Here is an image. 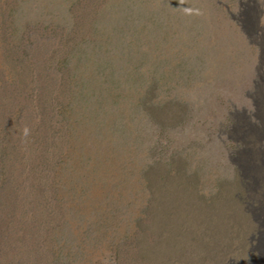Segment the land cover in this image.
I'll return each mask as SVG.
<instances>
[{
  "label": "rangeland",
  "instance_id": "374dc122",
  "mask_svg": "<svg viewBox=\"0 0 264 264\" xmlns=\"http://www.w3.org/2000/svg\"><path fill=\"white\" fill-rule=\"evenodd\" d=\"M261 236L264 0H0V264H264Z\"/></svg>",
  "mask_w": 264,
  "mask_h": 264
},
{
  "label": "bare ground",
  "instance_id": "6f19581e",
  "mask_svg": "<svg viewBox=\"0 0 264 264\" xmlns=\"http://www.w3.org/2000/svg\"><path fill=\"white\" fill-rule=\"evenodd\" d=\"M15 207H13L12 210H10V214H12L13 218H14V223H15V226L16 227H22L24 229V232H23V236L26 238V241L28 242V244L30 245V247L34 248L35 247V244H36V240H35V237L33 235L30 234V231L32 229V226L31 224L28 222V223H24L22 222L21 220V212L16 210V213H15ZM9 212V211H8ZM6 216V215H5ZM6 222H3L2 223V227H1V231L2 233L4 234V231H6L9 226H10V222L11 220L7 218L6 216ZM3 221V220H2ZM16 231V230H14ZM19 231V230H18ZM16 234V233H15ZM15 235H13V229L8 231V237L9 238H12L14 237ZM7 237V236H6ZM264 241V240H263ZM263 243V242H262ZM5 255V253H4ZM7 256H10V258L12 257V252L10 251H7L6 253ZM5 257V256H4Z\"/></svg>",
  "mask_w": 264,
  "mask_h": 264
},
{
  "label": "water",
  "instance_id": "95a60500",
  "mask_svg": "<svg viewBox=\"0 0 264 264\" xmlns=\"http://www.w3.org/2000/svg\"><path fill=\"white\" fill-rule=\"evenodd\" d=\"M260 246H259V250H261V245H262V242H263V236H261V238H260ZM255 264H257V263H255Z\"/></svg>",
  "mask_w": 264,
  "mask_h": 264
}]
</instances>
